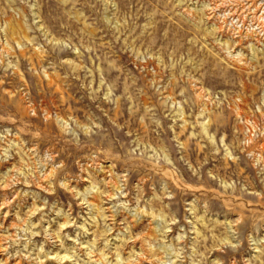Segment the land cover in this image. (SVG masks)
Listing matches in <instances>:
<instances>
[{"label":"rangeland","instance_id":"rangeland-1","mask_svg":"<svg viewBox=\"0 0 264 264\" xmlns=\"http://www.w3.org/2000/svg\"><path fill=\"white\" fill-rule=\"evenodd\" d=\"M262 29L264 0H0V264H264Z\"/></svg>","mask_w":264,"mask_h":264},{"label":"bare ground","instance_id":"bare-ground-1","mask_svg":"<svg viewBox=\"0 0 264 264\" xmlns=\"http://www.w3.org/2000/svg\"><path fill=\"white\" fill-rule=\"evenodd\" d=\"M212 1V0H211ZM213 7V6H212ZM216 8V7H215ZM215 13V12H214ZM210 17V16H209ZM261 26V25H260ZM263 30V29H262ZM264 31V30H263ZM239 38V37H238Z\"/></svg>","mask_w":264,"mask_h":264}]
</instances>
